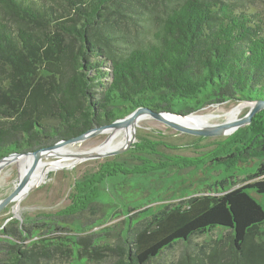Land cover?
<instances>
[{
  "label": "trees",
  "instance_id": "16d2710c",
  "mask_svg": "<svg viewBox=\"0 0 264 264\" xmlns=\"http://www.w3.org/2000/svg\"><path fill=\"white\" fill-rule=\"evenodd\" d=\"M227 100H264V20L253 0H0V159L79 136L138 107L185 115ZM230 144V157L261 154L246 176L256 180L230 188L211 179L202 189L188 182L176 189L183 197L177 203L165 202L174 193L167 187L117 200L128 175L135 179L129 186L149 185L180 167L151 147L146 153L161 158L106 163L76 183V200L63 211H91L107 200L109 211L92 227L122 214L112 243L111 227L62 237L84 225L37 215L0 229V264H45L50 247L66 245L80 263L89 245L93 253L107 251L102 264H160L177 243L173 264H264V209L256 200L264 194V110L225 140ZM217 184L222 190L212 191ZM109 186L114 192L105 194ZM217 229L215 238L193 241Z\"/></svg>",
  "mask_w": 264,
  "mask_h": 264
},
{
  "label": "rangeland",
  "instance_id": "374dc122",
  "mask_svg": "<svg viewBox=\"0 0 264 264\" xmlns=\"http://www.w3.org/2000/svg\"><path fill=\"white\" fill-rule=\"evenodd\" d=\"M246 3L250 5V2H245V5ZM253 5L258 11H260L261 17L264 20V0H253ZM241 101L244 100H229L220 104L204 106L196 112H200L202 109L206 108L210 110L213 106H219L221 109H228L230 106ZM223 105H225V108ZM246 112L247 109L243 110L239 117L243 116ZM246 126L247 125L237 128L229 135L199 136L173 129L152 117L145 118L136 122L134 126V141L124 152L100 158L96 157L80 160L68 168L44 171L38 174L34 179H31L29 186L31 189L18 200L17 205L12 201L0 211V229L12 220H17L21 223L23 220L37 215H50L57 218L62 224H75L76 226L84 225V227H81L80 230L75 232H59L62 237L74 235V233L79 236H85L93 232L101 231L104 227H111V232L106 235V240H108V243H112L119 227L123 225L122 220L124 219V216L122 214L110 218L106 223L92 227V225H95L96 220L105 217V214L109 211L110 208L108 205L103 204L106 203L107 200H102L100 203H93L91 211L85 210L83 212L72 214L66 213L67 215L64 214L63 211L76 200V183L86 181L88 177L95 174L106 163L114 162L118 165L127 161L129 163L138 164L140 161L137 160V158L140 156L145 158L150 157L151 159L161 158L158 155H148L146 153L150 152L149 148L152 147L163 153L165 156L179 159L178 163L180 167H168L166 170L167 174L162 175L164 178L157 181H154L153 177L149 178V176H147L151 181L149 185H147L145 181L141 184L129 186L130 182L135 183V179H128L131 176L128 175L126 177L127 180L125 185L122 186L123 189H118L120 194L117 195L114 193L117 200L128 201L130 199L151 197L154 190L157 191L167 187L169 189L172 188L174 193L168 196L165 199V202L177 203L183 198L176 191L179 186L191 182L194 184L195 188L202 189L205 187L204 184L212 183L213 179L226 180L223 187H238L256 180H248L246 179V176L255 171L256 165L262 159L261 154L255 151L251 152L250 155H238L237 157H230L228 155L229 152L233 151L235 144L224 145L225 140L238 130L240 131L244 129ZM108 135L109 132L107 131L95 134L83 141L76 142L77 144H75L73 148L76 150L91 149L100 145ZM154 143H159V145H154ZM137 146L139 148L138 151H134L133 149L137 148ZM214 157H223L224 160L214 162ZM65 160L66 159L63 160V158L60 157H47L35 161L39 166H46L54 164L55 162H66L67 160ZM21 161L22 160L13 162L2 169L0 174V199L7 196L17 184ZM30 165L32 168L34 162L31 161ZM165 179H169V181H165ZM127 181H129V183ZM134 187L138 188L135 189ZM221 190V186L217 184V188L212 191ZM109 192H114L112 186H109V191L105 190V194H108ZM256 200L264 209V194L256 197ZM18 208L19 211L16 213ZM132 213L133 212H130L128 215ZM217 234L218 229L213 230L210 233L196 235L193 237V241L201 244L205 240H208V238H215ZM29 241L30 240H26L23 243L26 245ZM67 246L68 245L61 246L60 249L50 247L47 250L48 259L44 261V263L102 264L106 259L105 254H107V251L103 249L100 251L99 248L96 253H93L92 248L88 245L85 247V252H87L85 255H87V259H85L83 263H80L77 260L72 259V256L67 251ZM181 249L182 244L177 243L172 249L164 251L160 258V264H173L177 260Z\"/></svg>",
  "mask_w": 264,
  "mask_h": 264
},
{
  "label": "water",
  "instance_id": "95a60500",
  "mask_svg": "<svg viewBox=\"0 0 264 264\" xmlns=\"http://www.w3.org/2000/svg\"><path fill=\"white\" fill-rule=\"evenodd\" d=\"M227 101H224V102H227ZM224 102H221V103H224ZM241 102H249V103H252V105L247 109V112L243 116L239 117L238 119L234 121L226 122V123H219V124L199 126V127L186 126L173 119L174 117H185L186 115H190L191 113H194V112L182 115V114L171 113V112H156L146 107H138L122 118L116 119L109 124H105L102 126H96L86 131L85 133L80 134L79 136L72 137L66 140H60L51 146L44 147V148L35 150L33 152H22V153L9 154L8 156L1 158L0 161L8 159L9 157L24 156L26 158V163H25L24 172L22 176L20 177V179L18 180L15 187L13 188V190L7 196L0 199V211L7 204L14 201L21 193H23L24 186L30 176V172H31V165H30L31 162L30 161L32 157H43V155H45L52 148H56V147L62 146L67 143H76V142L83 141L86 138H89L95 134H98L102 129H105V128L120 127V126H123L124 128H126L129 123H134V120L141 114H147L149 117H152L162 122L163 124L170 126L171 128L184 132V133H189V134L199 135V136L229 135L230 133L234 132L237 128L244 126V125H248L251 122L255 114H257L261 110H264V100H254V101L244 100ZM215 104H220V103H215ZM209 105H214V104H209ZM134 130H135V127L132 129L131 135L126 140V142L122 144L121 146H119L118 148L114 150H110L108 152H84V153L77 155L78 161L89 159V158H96V157L100 158V157H104L107 155H113V154L124 152L131 146V144L134 141ZM30 189L31 188L26 189L25 192L29 191Z\"/></svg>",
  "mask_w": 264,
  "mask_h": 264
},
{
  "label": "bare ground",
  "instance_id": "6f19581e",
  "mask_svg": "<svg viewBox=\"0 0 264 264\" xmlns=\"http://www.w3.org/2000/svg\"><path fill=\"white\" fill-rule=\"evenodd\" d=\"M252 103L249 102H239L233 106H230L228 109H221L219 106H213L211 109H202L200 112H194L190 115H186L185 117H172L175 121L182 123L186 126L191 127H199V126H207L219 123H226L230 121H234L239 118L241 112L245 109H248ZM225 105H223L224 107ZM225 108V107H224ZM147 114L139 115L135 120L134 123H129L126 128L123 126L120 127H109L102 129L99 133L107 131L109 135L106 139L98 146H95L91 149L87 150H76L73 146L77 143H67L62 146L50 149L43 157H32L31 161L34 162V165L31 168L30 176L24 186L23 193H21L14 202L17 205L18 200L26 194L25 190L29 188L31 179H34L38 174L44 171H49L52 169H63L68 168L72 164L78 161L77 155L84 153V152H108L110 150H114L124 144L126 140L130 137L132 129L134 128L136 122L141 121L145 118H148ZM219 122V123H218ZM231 132V131H230ZM47 157H60L66 159V162H53L54 164L46 165V166H39L35 160L40 158H47ZM18 160H22L19 166V172L17 180L20 179L24 172V166L26 163V158L22 157H9L8 159L0 161V174L2 169L13 162ZM30 161V162H31ZM47 163V162H45ZM19 208L17 209L16 213H18Z\"/></svg>",
  "mask_w": 264,
  "mask_h": 264
}]
</instances>
